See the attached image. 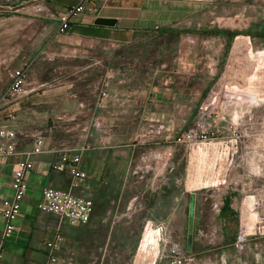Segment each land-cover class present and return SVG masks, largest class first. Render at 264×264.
Masks as SVG:
<instances>
[{"label": "rangeland", "instance_id": "1", "mask_svg": "<svg viewBox=\"0 0 264 264\" xmlns=\"http://www.w3.org/2000/svg\"><path fill=\"white\" fill-rule=\"evenodd\" d=\"M191 1L199 3L197 13L168 29L156 28L157 34H149L150 44L119 49L129 55L110 62V91L104 95L114 106L108 114L112 124L105 130L119 134L116 145H152L137 151L147 153L140 165L133 158L124 164V182L116 166L111 167L107 180L113 184L112 197L102 219L91 215L89 224L79 227L57 222L54 236H61L45 240L42 264L49 255L56 258L51 264H189L179 245L188 244L191 195L195 209L203 211H194L191 264H209L214 254L222 264H240L247 244L263 242L264 95L244 96L230 88L245 90L252 75L245 48L231 59L236 38H247L253 53H264V0ZM50 13L40 0H0V32L6 21L23 19L34 24L31 32L36 33ZM3 55L0 49V71L7 69ZM49 66L52 70L51 62ZM122 80L152 93H142L132 103L117 91ZM46 81L54 84L52 76ZM254 85L264 90V74ZM164 88L173 89L167 93L171 96L157 103L154 95L161 97ZM119 104H140L141 118L132 119ZM93 183L88 176L81 186L93 193ZM250 196L253 203L246 199ZM216 208L213 225L225 240L209 245L207 222ZM148 229L155 231L157 245L145 249L141 246ZM239 238L242 251L235 246Z\"/></svg>", "mask_w": 264, "mask_h": 264}, {"label": "crops", "instance_id": "2", "mask_svg": "<svg viewBox=\"0 0 264 264\" xmlns=\"http://www.w3.org/2000/svg\"><path fill=\"white\" fill-rule=\"evenodd\" d=\"M80 1L40 0L47 3L52 13L51 19L37 25L38 32L32 33L34 24L23 19L6 21L8 26L3 33L0 32V38H5L0 49L4 51L2 59L7 68L0 71V126L13 129L17 134L15 154L0 159V202L12 197L10 182L18 161L24 158L33 161V169L26 175L27 190L20 214L14 222L15 229L4 240V264H42L45 240L51 236L60 238L61 235L54 236L59 232L58 218L40 211L38 203L45 187L69 189L72 179L69 173L53 168L62 151L71 149L81 153L80 167L95 186L108 182L112 166H116L115 171L121 173L124 182V164H129L131 158L138 165L144 161L147 153L140 155L139 149L152 144L116 145L120 142L119 134L105 130L112 124L108 114L114 106L104 95L110 91L107 85L110 62L129 55L118 52L119 49L136 50L137 46L150 44L149 34H157L156 28L163 30L178 25L200 10L199 3L190 0H96L95 9L86 8L66 33H58L55 15ZM31 10L28 8L26 13ZM97 18L113 19L115 24L99 25L95 23ZM21 68L27 72L26 94L15 100L9 99L7 90L12 70ZM50 76L54 84L46 85ZM120 82L123 84L117 91L123 97L131 98L132 103L138 101L142 93H152L150 89L142 91L138 84L126 86L124 80ZM171 91L172 88H164L159 92L162 96L155 94L154 100L157 103L168 102L166 98L171 95L167 93ZM150 105L155 107L157 104ZM119 107L124 113L132 114V119L141 118L140 104H119ZM115 126L119 125L116 123ZM39 135L45 142L44 151L32 154L34 140ZM195 213L201 215L203 211L195 209ZM218 213L219 209H213L207 222L209 245L225 240L224 234L216 231L213 225ZM5 224L0 212V236ZM198 231L200 235L204 232L202 229ZM263 242H259L261 245L247 244L243 255L251 260L258 254L264 257ZM64 264L78 263L70 261Z\"/></svg>", "mask_w": 264, "mask_h": 264}, {"label": "built area", "instance_id": "3", "mask_svg": "<svg viewBox=\"0 0 264 264\" xmlns=\"http://www.w3.org/2000/svg\"><path fill=\"white\" fill-rule=\"evenodd\" d=\"M96 0H81L78 4L69 6L55 15L58 22L57 31L60 34L66 33L70 29L71 23L86 8L95 9ZM27 82V72L25 69H13L11 73V83L7 90L9 99H18L26 94L25 85ZM17 134L13 129L0 126V159L8 158L16 152ZM45 142L42 136H37L33 143L32 154H39L44 151ZM81 153L66 149L61 152L59 160L53 168L58 171H66L71 176L69 189H55L45 187L42 190V197L38 203V209L44 213H50L58 218L59 224H65L69 227H79L89 222L93 213V193L85 191L81 183L88 178V174L80 167ZM33 169V161L30 158H24L17 163L10 187L12 197L2 199L0 202V212L4 217L6 224L3 234L0 236V264L3 262L4 240L14 231V222L20 214L21 202L27 190L26 175ZM242 235V233H239ZM240 237V236H239ZM240 238L237 240L236 247L239 251L243 246H239ZM261 245V243L259 244ZM179 250L186 262H191L194 258L190 255V248L180 246ZM216 254L209 256V264H222L216 261ZM231 256V255H230ZM201 257L199 261H202ZM56 262L54 255H49L47 264ZM240 264H264V257L258 254L251 260L244 256Z\"/></svg>", "mask_w": 264, "mask_h": 264}, {"label": "bare ground", "instance_id": "4", "mask_svg": "<svg viewBox=\"0 0 264 264\" xmlns=\"http://www.w3.org/2000/svg\"><path fill=\"white\" fill-rule=\"evenodd\" d=\"M249 44L250 43L247 38H242V37L236 38V41L234 42V46H233L234 52H232L233 54H232L231 59H235L237 57L241 48H245L247 50L246 51L247 55L251 57V60H249V63H247L249 64V67H251L252 69V75L249 79L250 85H248V88H245V90H240L238 86H233L230 89L233 90L234 92L238 91L239 94L243 93L244 96L249 95V96L257 97L258 94H262L263 96L264 90L256 88L254 85V82L257 80V77L259 74H264V53L263 51H259L258 53H253ZM246 199L252 200V203H253L254 198L252 196L247 197ZM252 216H254V214H252ZM248 217H251V214H249ZM150 245L155 246V247L157 245V239L155 237V231L153 229H148L145 232L141 247L147 249V247H149Z\"/></svg>", "mask_w": 264, "mask_h": 264}, {"label": "trees", "instance_id": "5", "mask_svg": "<svg viewBox=\"0 0 264 264\" xmlns=\"http://www.w3.org/2000/svg\"><path fill=\"white\" fill-rule=\"evenodd\" d=\"M97 186L94 187V190H93L94 208H93L92 217L94 216V214H97L99 219H102L104 217L105 209L108 205V202L110 198L112 197L113 184L108 181L105 184L100 182L98 183ZM88 224L89 222L85 225H88Z\"/></svg>", "mask_w": 264, "mask_h": 264}, {"label": "water", "instance_id": "6", "mask_svg": "<svg viewBox=\"0 0 264 264\" xmlns=\"http://www.w3.org/2000/svg\"><path fill=\"white\" fill-rule=\"evenodd\" d=\"M96 24L99 25H114L115 20L107 19V18H97L95 21ZM195 198L194 195H191L189 202V222H188V234H187V243L188 247H191L192 244V232H193V223H194V211H195Z\"/></svg>", "mask_w": 264, "mask_h": 264}]
</instances>
